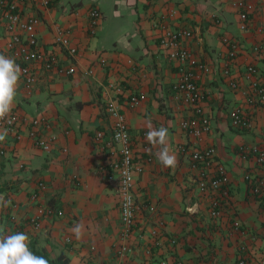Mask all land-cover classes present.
I'll list each match as a JSON object with an SVG mask.
<instances>
[{
	"label": "crops",
	"instance_id": "crops-1",
	"mask_svg": "<svg viewBox=\"0 0 264 264\" xmlns=\"http://www.w3.org/2000/svg\"><path fill=\"white\" fill-rule=\"evenodd\" d=\"M235 1L52 0L48 8L38 6L36 0L23 1L21 13L40 20L39 49L54 56L57 65L46 70L40 63L29 64L35 82L27 87L21 75L12 110L22 123V137L16 141L8 134L0 142V148H7L0 155V194L10 201L0 209L6 235L18 228L30 237V248L50 259L62 255L68 264H239L242 258L246 264H259L264 257V209L249 192L244 176H263L264 162L259 164L253 153L243 157L239 148L257 147L264 152V105L255 109L250 130L233 129L229 113L236 107L246 110L252 79L249 66L256 70L253 78L264 86V0H242L252 7L245 32L239 29ZM93 9L100 14L94 33L89 27ZM172 10L175 15L169 17ZM163 17L167 29L190 33L181 40L182 46L210 68L198 81L204 93L203 114L210 125L199 139L179 126L195 115L172 89L179 64L160 47ZM55 26L69 30L75 55L54 45ZM223 38L237 44L232 60ZM0 54L20 67L12 54ZM70 67L75 68L73 74L66 73ZM90 69L92 74L87 75ZM112 84L122 89L121 94L113 91ZM133 95H142L143 100L130 108ZM110 99L125 115L133 161L142 168L134 175L136 216L126 239L120 225L119 177L111 169L119 159L118 146L109 149L103 140L95 139L96 132L108 136L111 131L112 121L105 111ZM40 116L49 123L41 133L56 137L48 152L37 148L27 135L30 121ZM149 121L156 128L169 129L178 159L174 169L163 167L152 154L155 149L145 138ZM180 146L214 148L215 160L227 172L230 200L223 204L217 221L210 217V202L199 192L197 174ZM38 184L46 190L32 202ZM192 206L194 213L188 211ZM38 207L62 215L43 218L36 230L30 218ZM234 221L240 223L241 232L233 229ZM78 223L83 225L81 239L73 234ZM122 246L128 250L121 254Z\"/></svg>",
	"mask_w": 264,
	"mask_h": 264
},
{
	"label": "built area",
	"instance_id": "built-area-1",
	"mask_svg": "<svg viewBox=\"0 0 264 264\" xmlns=\"http://www.w3.org/2000/svg\"><path fill=\"white\" fill-rule=\"evenodd\" d=\"M24 0H0V29L4 30V36H0V53H10L20 63L22 76L25 78L27 87H30L35 78L29 69L30 63H40L46 70L56 67L57 59L54 56L46 55L39 49V42L37 37V27L39 25V18L35 15H23L21 13V5ZM52 0H36L38 6L48 8ZM237 9L239 17V29L243 32L248 29V14L251 11V5L245 4L242 0H236L233 3ZM175 11L169 12V17H173ZM100 14L97 9L91 10L90 13V31L94 33ZM164 20L159 22L162 27V34L160 36V47L167 52L168 58L178 65V80L173 84L174 92L182 96L184 104H186L194 113L195 117L188 120H182L179 124L180 128L187 132L193 138L199 139L210 130L209 119L204 116L202 109V102L204 100V93L201 90L198 81L202 75L210 72L209 66L198 61L195 56L187 48L183 47L181 40L185 37H190V33L183 30H169L164 27ZM53 43L60 50L66 51L70 56L76 54V49L71 43V36L69 30H65L60 26H55ZM223 43L228 47V57L233 59L236 57L238 48L236 42L223 38ZM259 51V47L254 48ZM102 65L106 62L100 61ZM63 72V70H59ZM74 67L66 70L67 74H73ZM247 72L251 79V92L246 100V110L242 107H236L229 113L230 126L239 131L250 130L253 127V114L256 108L264 105V86H262L253 77L256 70L253 66L247 68ZM87 75L92 74V70H87ZM224 74H228L225 70ZM231 86L236 89L237 85L231 83ZM116 94H121L122 89L115 84L110 86ZM143 100L142 95H133L129 98V107H137ZM105 111L107 116L111 119V131L106 136L104 132L99 131L95 134L96 141H102L109 148L113 149L115 145L118 146L119 159L111 164V169L116 172L119 177V214L120 225L122 228V238L126 239L130 236L136 216V205L133 197L134 175L142 172V168L136 165L133 161V155L130 145V133L125 115L121 112V108L116 100L110 99L106 102ZM11 122H0V132L4 129L8 130V134L12 135L16 141L21 139L22 135L19 132V127L22 125L19 116L11 112L8 118ZM26 123V121H24ZM30 128L28 130V137L33 144L42 151L48 152L51 149L55 136L45 137L41 133V129H47L49 123L43 116L36 117L30 121ZM117 132L125 133L119 141L115 139ZM179 150L182 153L188 154L191 167L196 172V183L199 192L208 198L210 202V217L213 221H217L222 214V206L230 200V193L227 187L228 175L219 162L215 160L216 153L214 148H194L189 149L186 146H180ZM6 147L0 148V155H5ZM239 153L243 157L249 154H256L257 162L262 164L264 162V152L257 147L239 148ZM108 180L112 176H107ZM244 180L248 185L249 192L255 196L264 209V175L256 177L252 174H246ZM46 190L44 184H38V191L32 193L30 200L37 202L39 195ZM129 203L130 215L125 213V204ZM62 211L38 207L36 214L30 218L33 227L38 230L41 227L43 218L52 216H61ZM13 219V217H12ZM162 225V224H160ZM233 229L241 232L240 223L234 221ZM21 232L20 229H15L14 234ZM156 235L157 231H153ZM67 242L70 239L67 238ZM172 245L176 243L171 240ZM127 246H122L119 253L127 251ZM161 264H166L162 262ZM175 264H182L181 261H176ZM239 264H246L245 258H242ZM259 264H264V257Z\"/></svg>",
	"mask_w": 264,
	"mask_h": 264
},
{
	"label": "clouds",
	"instance_id": "clouds-1",
	"mask_svg": "<svg viewBox=\"0 0 264 264\" xmlns=\"http://www.w3.org/2000/svg\"><path fill=\"white\" fill-rule=\"evenodd\" d=\"M22 70L14 59L0 54V122H11L8 118L15 106V101L19 89V81ZM8 135V130L0 132V142H3ZM125 133L117 132L115 139L119 141ZM146 140L155 149L152 154L165 168L174 169L178 164L177 156L170 143L169 129L161 125L156 128L151 121L147 124ZM150 149V152H151ZM10 201L0 194V209L8 207ZM195 211V206L188 209ZM125 213L130 215L129 203L125 204ZM73 234L76 239H81L83 235V225L76 224L73 227ZM30 237L24 232L15 234H5V227L0 225V264H49V260L44 256L36 255L30 248Z\"/></svg>",
	"mask_w": 264,
	"mask_h": 264
},
{
	"label": "trees",
	"instance_id": "trees-1",
	"mask_svg": "<svg viewBox=\"0 0 264 264\" xmlns=\"http://www.w3.org/2000/svg\"><path fill=\"white\" fill-rule=\"evenodd\" d=\"M31 250L34 252V254L44 256L46 259H48L49 264H68V260L62 255L55 259H50L46 254H43L42 252L35 250L34 248H31Z\"/></svg>",
	"mask_w": 264,
	"mask_h": 264
}]
</instances>
